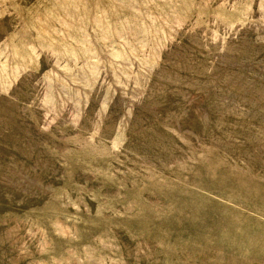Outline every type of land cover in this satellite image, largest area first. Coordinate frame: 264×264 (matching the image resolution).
I'll use <instances>...</instances> for the list:
<instances>
[{
	"label": "rangeland",
	"instance_id": "1",
	"mask_svg": "<svg viewBox=\"0 0 264 264\" xmlns=\"http://www.w3.org/2000/svg\"><path fill=\"white\" fill-rule=\"evenodd\" d=\"M0 264H264V0H0Z\"/></svg>",
	"mask_w": 264,
	"mask_h": 264
}]
</instances>
